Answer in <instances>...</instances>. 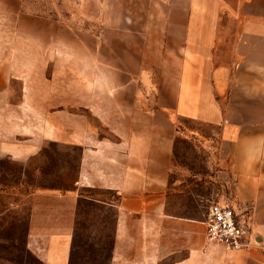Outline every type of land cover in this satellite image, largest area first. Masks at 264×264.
<instances>
[{
	"label": "crops",
	"instance_id": "obj_1",
	"mask_svg": "<svg viewBox=\"0 0 264 264\" xmlns=\"http://www.w3.org/2000/svg\"><path fill=\"white\" fill-rule=\"evenodd\" d=\"M181 1L169 34L107 37L102 50L0 0V159L26 166L46 143L78 148L72 194H38L115 208L110 264H264V0ZM185 140L229 170L218 201L250 227L248 249L208 243V209L203 220L177 204L189 197L170 180ZM42 210L30 208L25 246L68 264L73 228L40 222Z\"/></svg>",
	"mask_w": 264,
	"mask_h": 264
},
{
	"label": "rangeland",
	"instance_id": "obj_2",
	"mask_svg": "<svg viewBox=\"0 0 264 264\" xmlns=\"http://www.w3.org/2000/svg\"><path fill=\"white\" fill-rule=\"evenodd\" d=\"M29 11L59 20L81 37H98L100 49H107V37H139L171 32L167 13L171 3L181 0H22ZM179 8V7H178ZM176 18L178 16L176 15ZM176 33H180L177 27ZM176 166L170 180L181 179L176 188L189 197L177 202L203 219L211 201L229 196V170L188 141L178 145ZM79 149L46 143L23 166L0 159V264H44L25 246L28 216L32 205L41 211L39 221H54L73 228L68 264H110L116 210L111 206L78 198L71 200L41 196L38 192L72 194ZM179 168V170H177ZM90 193L110 198L111 192ZM96 195V196H97ZM49 209V210H46ZM52 211V212H47ZM46 215V218H44ZM258 242L264 245V234ZM264 253V249H263Z\"/></svg>",
	"mask_w": 264,
	"mask_h": 264
},
{
	"label": "built area",
	"instance_id": "obj_3",
	"mask_svg": "<svg viewBox=\"0 0 264 264\" xmlns=\"http://www.w3.org/2000/svg\"><path fill=\"white\" fill-rule=\"evenodd\" d=\"M205 239L230 251L248 249L256 242L251 229L240 213L227 201L209 204L205 221Z\"/></svg>",
	"mask_w": 264,
	"mask_h": 264
}]
</instances>
